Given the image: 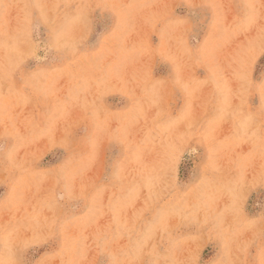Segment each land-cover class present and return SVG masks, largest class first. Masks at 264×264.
<instances>
[{
	"label": "rangeland",
	"instance_id": "rangeland-1",
	"mask_svg": "<svg viewBox=\"0 0 264 264\" xmlns=\"http://www.w3.org/2000/svg\"><path fill=\"white\" fill-rule=\"evenodd\" d=\"M0 264H264V0H0Z\"/></svg>",
	"mask_w": 264,
	"mask_h": 264
}]
</instances>
